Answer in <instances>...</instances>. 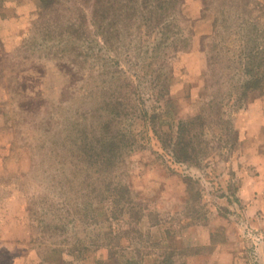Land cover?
I'll return each mask as SVG.
<instances>
[{
  "label": "rangeland",
  "instance_id": "1",
  "mask_svg": "<svg viewBox=\"0 0 264 264\" xmlns=\"http://www.w3.org/2000/svg\"><path fill=\"white\" fill-rule=\"evenodd\" d=\"M0 264H264V0H0Z\"/></svg>",
  "mask_w": 264,
  "mask_h": 264
},
{
  "label": "trees",
  "instance_id": "2",
  "mask_svg": "<svg viewBox=\"0 0 264 264\" xmlns=\"http://www.w3.org/2000/svg\"><path fill=\"white\" fill-rule=\"evenodd\" d=\"M167 1H170V0H167ZM174 1H177V0H174ZM161 18V17H160ZM259 48V47H258ZM259 50V49H258ZM258 53H259V51H258ZM260 58V57H259ZM263 60V59H262ZM259 62H261V59H259ZM258 68H259V66H258Z\"/></svg>",
  "mask_w": 264,
  "mask_h": 264
}]
</instances>
